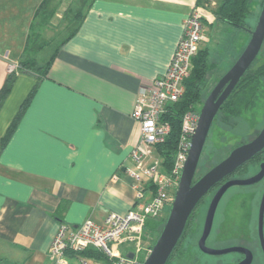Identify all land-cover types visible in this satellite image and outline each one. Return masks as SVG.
<instances>
[{
  "label": "crops",
  "instance_id": "0c3cea01",
  "mask_svg": "<svg viewBox=\"0 0 264 264\" xmlns=\"http://www.w3.org/2000/svg\"><path fill=\"white\" fill-rule=\"evenodd\" d=\"M44 1L0 0V90L17 70L36 19L55 27L78 0H49L37 14ZM83 1V22L72 36L75 25L68 27L0 155V264H52L60 224L103 223L112 212L133 209L137 192L128 169L141 89L167 72L195 7L207 30L228 31L212 13L215 0ZM207 30L201 49L212 53ZM37 83L36 75L18 74L0 109V144ZM143 162L162 166L163 158L155 147ZM153 190L144 187L146 195Z\"/></svg>",
  "mask_w": 264,
  "mask_h": 264
},
{
  "label": "built area",
  "instance_id": "2783aa9c",
  "mask_svg": "<svg viewBox=\"0 0 264 264\" xmlns=\"http://www.w3.org/2000/svg\"><path fill=\"white\" fill-rule=\"evenodd\" d=\"M213 5H216L213 3ZM183 36L173 54L167 72L156 79L150 88L139 93L133 117L138 132L130 158L133 168L128 169L137 192V202L127 213L112 212L103 223L92 219L78 227L60 224L50 247L52 264H91L82 252L95 250L105 258L94 259L95 264H143L139 255L143 248L144 227L149 219H161L174 199L191 147V138L198 122L199 113L185 114L179 145L170 173L161 172L158 162L145 164L150 149L163 144L171 134V125L161 121L166 107L180 102L186 93L185 81L192 70V60L205 40L204 14L195 7L184 22ZM152 185L150 195L144 187ZM151 248L148 250V255ZM133 254V258L128 255Z\"/></svg>",
  "mask_w": 264,
  "mask_h": 264
},
{
  "label": "rangeland",
  "instance_id": "374dc122",
  "mask_svg": "<svg viewBox=\"0 0 264 264\" xmlns=\"http://www.w3.org/2000/svg\"><path fill=\"white\" fill-rule=\"evenodd\" d=\"M263 1L264 0L252 1V14L248 20L251 31H253L257 25L262 11ZM81 6L82 8L84 6L83 0H78L76 8L73 10L68 11L67 7L63 12L64 18H55V27L51 25L46 26V24L42 23V17H38L29 33L30 44L23 58L36 59L39 65L46 64L54 51L61 45V42L66 39L72 30L68 27L73 25L71 20L74 16V12L80 9ZM227 27L228 31L220 28L216 31V27L212 29L209 27L207 30L205 27L207 35L212 39L209 43V47L212 50L210 60L216 66L207 77V83L203 92V103L220 79L234 65L235 56L238 54L243 44L251 38V31H246L231 25H227ZM203 42H206V35ZM263 63L264 45L253 65L256 67V65ZM257 96L256 102L251 103L248 107L246 102L250 98L240 104L239 108L242 112L240 117L230 120L227 124L223 122V119H220L218 123L213 125L201 157L196 178L204 175L210 168L212 169V167H215L223 161L233 149L256 138L264 126V81L262 82ZM201 108L202 106L200 110ZM263 161L264 156L261 162ZM261 162L251 163L248 165V172L242 177H235V179H246L254 176L260 171ZM263 193L264 182L252 187L236 186L231 188L219 205L208 245L212 248L224 249L238 246L243 247L249 244L254 248L256 253V261L254 264H264L258 235L259 209ZM211 198L212 196L207 199L200 210L197 221L200 224L198 234L190 236V240L197 246L202 235ZM170 209L171 205L166 208L165 217H168ZM155 222L154 224H159V222ZM158 236L159 232L155 234L148 232L145 236L147 239L143 238L145 253L139 255L141 260L145 261L148 256V250L156 243ZM238 258V253L223 256H207L204 258L203 263L235 264Z\"/></svg>",
  "mask_w": 264,
  "mask_h": 264
},
{
  "label": "water",
  "instance_id": "95a60500",
  "mask_svg": "<svg viewBox=\"0 0 264 264\" xmlns=\"http://www.w3.org/2000/svg\"><path fill=\"white\" fill-rule=\"evenodd\" d=\"M264 45V5L257 25L251 31V39L245 50L220 79L210 95L204 101L199 113L198 126L191 138V147L181 175L179 187L175 193L171 209L156 243L143 264H167L179 244L188 221L199 204L209 192L221 185L212 197L198 247L208 256H223L233 253L243 254L245 258L238 264H252L254 255L245 247L212 248L208 245L219 204L226 192L236 186H253L264 178V162L260 171L246 179H230L236 171L252 161L264 151V126L252 141L238 146L207 173L196 179V174L208 137L223 105L233 93L243 76L251 68ZM258 234L264 251V194L260 203ZM133 258V254L128 255Z\"/></svg>",
  "mask_w": 264,
  "mask_h": 264
},
{
  "label": "trees",
  "instance_id": "16d2710c",
  "mask_svg": "<svg viewBox=\"0 0 264 264\" xmlns=\"http://www.w3.org/2000/svg\"><path fill=\"white\" fill-rule=\"evenodd\" d=\"M48 1L49 0H45L43 2L37 14L44 13V8L47 7L46 5L48 4ZM215 1L217 2V4L211 10L213 15L215 16V19L218 22L222 24L231 25L246 31H251L250 25L248 24V20L250 18V15L252 14L251 4L253 0ZM263 5L264 1L262 3V7ZM81 9L82 6L80 9L74 12V16L71 21L72 24L75 25V28L70 36H72L78 30L81 23L83 22L84 14ZM29 44L30 38L27 48L29 47ZM27 48L24 51V55L27 52ZM210 56L211 51L209 48L200 49V51L192 60L191 74L185 81L186 93L184 98L178 103L168 105L166 107V111L161 117V121L164 123H169L172 128L171 134L166 139V141L163 144L156 146L159 155L163 158V164L161 166V172L163 173H170L173 167L175 154L178 149L179 140L182 132V122L185 114L190 111L200 112V107L203 104V92L204 87L207 83V77L211 70H213L216 66L214 63L211 62ZM50 64L51 61L47 62L44 65H39L36 59L22 58L19 61V66L17 70H14L7 77L4 86L0 90V109L6 101L10 91L12 90V87L17 79L18 74L31 73L33 75H36L38 78V83L30 93L28 99L25 101V104L23 105L21 111L18 113L15 120L13 121V124L11 125L7 135L2 140L0 144V155L2 153V150L5 148L7 142L10 140L13 132L15 131L19 120L22 118L24 111L26 110V106L30 103L34 95L37 93L40 82L43 78L47 76ZM263 81L264 63L256 65V67L255 65H252L248 72L243 76V78L241 79L233 93L230 95L228 100L223 105L214 124L218 123L220 119H223V122L227 124L230 122V120L240 117L242 113L239 108L240 104H242V102L246 101L249 98L250 99L246 102L247 107L250 106L251 103L256 102V99L258 97V91L260 90ZM263 155L264 151L263 153L255 157L251 161V163L261 162ZM247 172L248 165L246 164L243 167L239 168L233 176L242 177ZM201 176H199V178ZM217 187H215L209 192V194L203 199V201L197 207L196 211L190 217L185 232L167 264H204V258H206L208 255L201 252L199 247L192 240H190V236L193 234H198L200 224L197 221L200 210L207 201V199L210 196H213ZM166 218L167 217L164 216L161 219L147 220L144 227V238L147 239V237L145 236L148 232L152 234L159 232L160 235L161 229L166 222ZM155 221L159 222V224ZM154 222L156 224H154ZM81 254L89 259L97 260L105 258L100 252L92 249L82 252Z\"/></svg>",
  "mask_w": 264,
  "mask_h": 264
},
{
  "label": "flooded vegetation",
  "instance_id": "af4514ba",
  "mask_svg": "<svg viewBox=\"0 0 264 264\" xmlns=\"http://www.w3.org/2000/svg\"><path fill=\"white\" fill-rule=\"evenodd\" d=\"M264 156V155H263ZM264 162V161H263ZM263 162H261V163H263ZM251 164V161L249 162V163H247V165H250ZM261 165V164H260ZM257 174V173H256ZM255 174V175H256ZM230 179H235V177L234 176H231V177H229V178H227L224 182H226V181H228V180H230ZM264 182V178L259 182V183H257V184H255V185H253V186H256V185H259V184H261V183H263ZM220 186L221 185H219L217 188H216V191L214 192V194L217 192V190L220 188ZM246 187H252V186H246ZM228 191H230V189L228 190ZM228 191L226 192V194L228 193ZM214 194H213V196H214ZM225 194V195H226ZM264 194V193H263ZM224 195V196H225ZM212 196V197H213ZM262 197H263V195H262ZM224 198V197H223ZM223 198H222V200H223ZM212 199V198H211ZM221 200V201H222ZM221 203V202H220ZM261 203V202H260ZM220 205V204H219ZM219 208V207H218ZM218 210V209H217ZM217 214V213H216ZM216 217V216H215ZM258 221H259V219H258ZM213 231V230H212ZM259 235V234H258ZM259 241H260V238H259ZM243 247H245V248H247V249H249V250H251L252 251V253H253V255H254V259H253V263L252 264H254L255 263V261H256V253H255V251H254V248L253 247H251L249 244L248 245H245V246H243ZM260 247H261V243H260ZM261 250H262V253H263V258H264V251H263V249H262V247H261ZM238 256H239V258H238V260H237V262L235 263V264H238L239 262H241L244 258H245V256L243 255V254H239L238 253Z\"/></svg>",
  "mask_w": 264,
  "mask_h": 264
}]
</instances>
